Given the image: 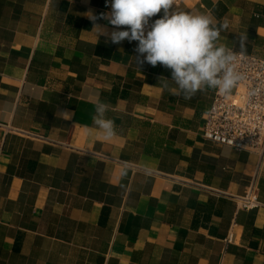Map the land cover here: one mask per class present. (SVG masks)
Returning a JSON list of instances; mask_svg holds the SVG:
<instances>
[{
	"label": "crops",
	"instance_id": "obj_1",
	"mask_svg": "<svg viewBox=\"0 0 264 264\" xmlns=\"http://www.w3.org/2000/svg\"><path fill=\"white\" fill-rule=\"evenodd\" d=\"M175 8L227 23L219 43L264 59V0ZM108 11L0 0V264H264V162L205 139L216 91L164 88L171 71L137 65L138 42L93 28L88 13ZM254 180L263 206L247 211L236 197Z\"/></svg>",
	"mask_w": 264,
	"mask_h": 264
},
{
	"label": "clouds",
	"instance_id": "obj_2",
	"mask_svg": "<svg viewBox=\"0 0 264 264\" xmlns=\"http://www.w3.org/2000/svg\"><path fill=\"white\" fill-rule=\"evenodd\" d=\"M175 5L176 0H106L110 11L99 17L92 13L88 16L93 28L100 29L99 36L107 37L106 42H138L137 65L159 64L169 69L171 77L161 81L164 88L169 87L170 79L177 86L176 94L185 99L208 90L229 96L244 77L235 68L237 54L219 43L228 24H217L210 14L178 11ZM161 11L163 15L149 27L151 18ZM97 19L106 20L113 30L96 24ZM109 110V104L98 101L92 117L105 140L118 134L115 122L106 115Z\"/></svg>",
	"mask_w": 264,
	"mask_h": 264
},
{
	"label": "built area",
	"instance_id": "obj_3",
	"mask_svg": "<svg viewBox=\"0 0 264 264\" xmlns=\"http://www.w3.org/2000/svg\"><path fill=\"white\" fill-rule=\"evenodd\" d=\"M236 71L243 75L227 97L215 93L204 125V138L217 145L256 154L264 162V59L233 50ZM241 209H259L257 181L236 197ZM232 236L227 239L231 242Z\"/></svg>",
	"mask_w": 264,
	"mask_h": 264
}]
</instances>
